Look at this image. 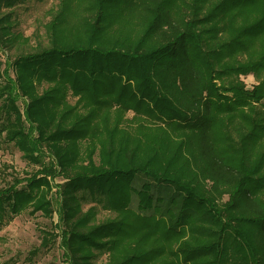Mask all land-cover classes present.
I'll use <instances>...</instances> for the list:
<instances>
[{
  "label": "trees",
  "instance_id": "obj_1",
  "mask_svg": "<svg viewBox=\"0 0 264 264\" xmlns=\"http://www.w3.org/2000/svg\"><path fill=\"white\" fill-rule=\"evenodd\" d=\"M56 2L0 61V138L36 168L0 222L56 203L66 264H264V0Z\"/></svg>",
  "mask_w": 264,
  "mask_h": 264
},
{
  "label": "rangeland",
  "instance_id": "obj_2",
  "mask_svg": "<svg viewBox=\"0 0 264 264\" xmlns=\"http://www.w3.org/2000/svg\"><path fill=\"white\" fill-rule=\"evenodd\" d=\"M56 1L29 0L13 9H0V27L10 28L1 30L0 36L5 37L6 33L11 32L12 36L8 40L14 42L13 46L1 49V62L10 61L20 53L30 52L37 42L42 41L38 35L43 33L44 25L50 20ZM3 68L2 65L0 71ZM239 79L247 88L256 83L250 75L241 76ZM74 100L68 97L70 104H73ZM127 118H131V113L127 114ZM35 170V167L22 159L21 153L12 144H7L0 138V190L8 187L13 182V178L29 176ZM54 191L55 189L52 190L53 193ZM93 206L96 209L98 222L113 216V213L101 209L100 205L89 198L81 202V212L84 213ZM52 208V219L43 217L39 213L31 216L28 211H24L3 223L0 222V264H66L58 247L59 237H56L48 248L40 246L44 233L48 234L49 239L52 240V234L56 232L53 230L57 222V204L53 203ZM37 249V255H32ZM104 262L105 255L99 256L95 261L96 264Z\"/></svg>",
  "mask_w": 264,
  "mask_h": 264
}]
</instances>
